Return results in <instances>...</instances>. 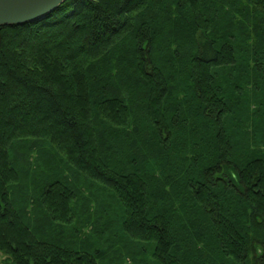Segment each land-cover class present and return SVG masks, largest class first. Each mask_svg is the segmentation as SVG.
<instances>
[{"label": "trees", "instance_id": "trees-1", "mask_svg": "<svg viewBox=\"0 0 264 264\" xmlns=\"http://www.w3.org/2000/svg\"><path fill=\"white\" fill-rule=\"evenodd\" d=\"M0 264H264V0H65L0 26Z\"/></svg>", "mask_w": 264, "mask_h": 264}, {"label": "water", "instance_id": "water-1", "mask_svg": "<svg viewBox=\"0 0 264 264\" xmlns=\"http://www.w3.org/2000/svg\"><path fill=\"white\" fill-rule=\"evenodd\" d=\"M65 0H0V26L45 18Z\"/></svg>", "mask_w": 264, "mask_h": 264}, {"label": "rangeland", "instance_id": "rangeland-1", "mask_svg": "<svg viewBox=\"0 0 264 264\" xmlns=\"http://www.w3.org/2000/svg\"><path fill=\"white\" fill-rule=\"evenodd\" d=\"M0 258H3L2 254L0 253Z\"/></svg>", "mask_w": 264, "mask_h": 264}]
</instances>
